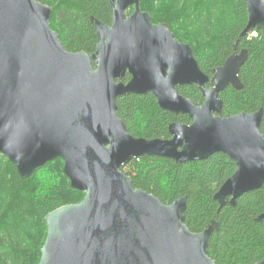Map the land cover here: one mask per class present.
<instances>
[{"label": "water", "instance_id": "1", "mask_svg": "<svg viewBox=\"0 0 264 264\" xmlns=\"http://www.w3.org/2000/svg\"><path fill=\"white\" fill-rule=\"evenodd\" d=\"M106 1L112 25L90 18L99 42L86 54L64 50L50 28L49 7L36 0H0V154L21 179L61 159L70 188L84 194L79 203L44 217L38 264H216L207 249L218 223L191 232L185 197L162 204L135 189L121 169L144 156L181 165L224 154L236 170L213 196L219 210L260 189L263 111L223 117L219 99L229 86L243 88L238 74L247 52L236 53L235 43L209 79L191 48L166 24H153L140 0ZM245 3L247 25L240 37L264 30V0ZM182 86H196L203 103L196 106L178 94ZM148 93L160 109L191 123H171L165 140L128 134L117 117V99ZM255 222L264 223V212Z\"/></svg>", "mask_w": 264, "mask_h": 264}, {"label": "trees", "instance_id": "2", "mask_svg": "<svg viewBox=\"0 0 264 264\" xmlns=\"http://www.w3.org/2000/svg\"><path fill=\"white\" fill-rule=\"evenodd\" d=\"M36 1L51 9L49 25L67 52L94 53L99 40L89 18L111 23L112 12L105 0ZM140 7L149 13L153 24L170 26L174 37L191 48L199 69L209 79L233 53L235 43L237 52H247L238 74L243 88L229 86L219 94L222 116L261 109L259 130L264 136V30L254 29L240 37L247 25L245 0H140ZM181 37H190V41ZM129 79L127 75L123 82ZM176 91L196 106L204 101L196 86L177 87ZM117 117L128 134L146 140L169 139L168 126L173 122L191 123L185 115L160 109L150 93L118 98ZM235 170V163L224 154L181 165L144 156L121 169L135 189L153 195L162 204L185 197V225L191 232L200 233L216 221L219 228L209 238L207 249L216 264H255L264 260V223L255 222L264 212V185L240 196L235 207L225 205L219 210L213 199ZM83 197V193L70 188L61 159L21 179L0 154V264H38L47 233L44 217L60 207L79 203Z\"/></svg>", "mask_w": 264, "mask_h": 264}, {"label": "rangeland", "instance_id": "3", "mask_svg": "<svg viewBox=\"0 0 264 264\" xmlns=\"http://www.w3.org/2000/svg\"><path fill=\"white\" fill-rule=\"evenodd\" d=\"M132 10H133V8H131ZM131 9H129V10H127V12H126V15L128 16L129 14H128V12H132V10ZM155 25H157L156 24V22L154 23ZM160 24H162V23H160ZM166 25H168L167 23H165ZM169 26V25H168ZM170 27V26H169ZM172 27V26H171ZM51 28V27H50ZM173 28V27H172ZM174 30L176 29V28H173ZM181 30H180V28H179V30H177V33H179ZM184 33V32H183ZM182 32L180 33V34H183ZM181 40H187V41H190V37H181L180 38ZM124 168V167H123ZM127 170H128V168H126ZM82 201V200H81Z\"/></svg>", "mask_w": 264, "mask_h": 264}, {"label": "flooded vegetation", "instance_id": "4", "mask_svg": "<svg viewBox=\"0 0 264 264\" xmlns=\"http://www.w3.org/2000/svg\"><path fill=\"white\" fill-rule=\"evenodd\" d=\"M106 1V0H105ZM107 2V1H106ZM107 4H108V2H107ZM108 6H109V4H108ZM109 8L111 9V7L109 6ZM111 12H112V10H111ZM89 20H90V18H89ZM98 21V20H97ZM91 23V22H90ZM102 23V22H101ZM103 24V23H102ZM105 25V24H104ZM112 25V13H111V23L110 24H108V25H106V26H108V27H110ZM93 26V25H92ZM94 28V27H93ZM169 28V27H168ZM171 31V30H170ZM175 38V37H174ZM176 39V38H175ZM177 40V39H176ZM178 41V40H177ZM179 42V41H178ZM180 43H182V42H180ZM183 44H185V43H183ZM187 45V44H186ZM236 53H239V52H237L236 51ZM193 54V53H192Z\"/></svg>", "mask_w": 264, "mask_h": 264}, {"label": "built area", "instance_id": "5", "mask_svg": "<svg viewBox=\"0 0 264 264\" xmlns=\"http://www.w3.org/2000/svg\"><path fill=\"white\" fill-rule=\"evenodd\" d=\"M252 35H254V34H252ZM252 35H251V36H252Z\"/></svg>", "mask_w": 264, "mask_h": 264}]
</instances>
